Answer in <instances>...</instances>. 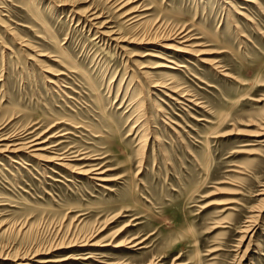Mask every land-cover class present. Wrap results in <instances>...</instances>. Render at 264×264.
<instances>
[{
	"label": "rangeland",
	"instance_id": "374dc122",
	"mask_svg": "<svg viewBox=\"0 0 264 264\" xmlns=\"http://www.w3.org/2000/svg\"><path fill=\"white\" fill-rule=\"evenodd\" d=\"M117 1L0 0V134L107 179L1 145L0 264H264V0Z\"/></svg>",
	"mask_w": 264,
	"mask_h": 264
},
{
	"label": "bare ground",
	"instance_id": "6f19581e",
	"mask_svg": "<svg viewBox=\"0 0 264 264\" xmlns=\"http://www.w3.org/2000/svg\"><path fill=\"white\" fill-rule=\"evenodd\" d=\"M226 1V0H225ZM254 1V0H253ZM252 1V2H253ZM118 3V1H117ZM128 0L127 2H119L118 3V9H123L124 6H126L128 4ZM230 3V2H229ZM257 3V2H256ZM120 4V5H119ZM117 7V6H116ZM138 8H131V9H128V10H124L122 13H121V17H123V19L125 17H127L126 21H131L130 24L132 25H137L139 22L138 18L136 15H131L134 11H136ZM121 11V10H120ZM120 14V13H119ZM243 14V13H242ZM241 14V15H242ZM244 16V14H243ZM89 17V20H96L98 19L100 16L99 15H96L95 13H91L88 15ZM136 21V22H135ZM105 24L101 23L100 24V27H103ZM184 29L182 27L178 28V30H176V37L178 36V42L179 43H184L185 41H188L190 40L189 37L187 36V31L186 33L183 32ZM175 32V31H174ZM101 33L107 35V36H111L110 39H113L115 40V38H113L112 36L116 33L115 31L113 30H106L104 32L101 31ZM121 38V37H120ZM118 40V39H117ZM142 40V39H141ZM121 41V40H120ZM175 41V40H174ZM186 43V42H185ZM165 47L169 48V49H173V50H176V51H184L183 49L184 48H178V46H175V45H172V44H169V43H165L164 45ZM188 46V45H187ZM186 47V46H185ZM191 47V46H190ZM193 51V50H192ZM146 55V54H145ZM204 60V59H203ZM172 61V59H171ZM170 61V62H171ZM206 61V60H205ZM204 61V62H205ZM161 66H164V67H169L168 65H166L165 63H162V64H156L155 66H153V68H156V67H161ZM219 66V65H218ZM214 67H217L216 64ZM171 68V67H170ZM221 73V72H220ZM60 80V79H58ZM49 83H53L54 84V81L49 79ZM171 83V82H170ZM170 83H164V82H153L152 83V87H165L166 91L164 92L166 96L168 97H171V93H177L174 85L173 86H170L169 84ZM55 85V84H54ZM177 87V86H176ZM174 95V94H173ZM182 95V94H181ZM185 95V94H184ZM183 95V96H184ZM187 97V96H186ZM189 99V98H188ZM190 100V99H189ZM263 129V128H262ZM264 130V129H263ZM66 133V132H65ZM67 134V133H66ZM44 134L42 135H37V136H31V132L30 131H26L25 135L24 136H20V137H17L16 139H10V140H7V136L5 137L3 134H0V150L2 149L1 148V145L4 146V148L1 150V151H6V152H9V153H15V152H18L19 149H26L25 152L28 153L29 155H31L32 157H36L37 159L39 160H49V161H54L56 163H58V165L64 167V168H67V169H70L71 171H75L76 173L78 174H82V175H87L89 176L90 178L94 179V180H98V181H101V182H104L106 181L107 179L103 176V174L105 173V170H100V168L98 167H92L91 165L90 166H81V167H75V166H72L70 164V162H72L76 157V154H70L69 151L66 149V150H63L61 153H57L55 154L53 157H47L45 155H43L44 153L46 152H52V151H55V148L57 146V143H54L52 144L51 146H48V141L51 139V137H54L56 136L55 134L53 135H50L46 138L42 137ZM64 133H61V135L59 136H63ZM31 136V137H30ZM8 142L6 145L3 144V142ZM147 141V139H146ZM3 153V152H2ZM72 153V152H71ZM86 156V155H85ZM85 156H81L82 157H85ZM88 158V157H87ZM86 158V159H87ZM90 158V156H89ZM80 159V158H79ZM85 159V158H84ZM94 159V158H92ZM95 165V164H94ZM54 171V170H53ZM104 188H106L105 186H103ZM261 194H264V191H262ZM264 201V200H263ZM263 204V203H262ZM256 216V215H255ZM255 221L253 220H249L247 221V224L245 225V229L243 230L244 232V235L246 234V236L248 235H252L253 233H255L256 229H255V226L257 225V223H254ZM92 234V233H91ZM97 235V234H96ZM96 235H89V236H86V237H83L81 238V240H79V242H81L80 246H107V245H110L111 243H113V241H110V243H105L103 239H96ZM249 236V237H250ZM74 240V239H73ZM112 240V239H111ZM242 240V239H241ZM63 241V240H62ZM61 241V242H62ZM60 242V243H61ZM77 242V241H76ZM74 242L73 244H71V241H69L66 245V247H70V246H73V245H76ZM78 242V243H79ZM133 242V243H132ZM141 241H138V242H134L132 239H125V240H121L120 242H116L115 244H113V247H119V246H122V245H128V248L130 247H133V246H137L140 244ZM59 243V244H60ZM131 243V244H130ZM64 244V243H63ZM79 246V245H78ZM61 247V246H60ZM127 247V246H126ZM90 256H88L87 258H82V259H88L90 258ZM95 257V256H94ZM70 257L68 258H64V259H61V261L63 260H66V259H69ZM22 260L24 258H21ZM45 261H51L50 259L48 260H45Z\"/></svg>",
	"mask_w": 264,
	"mask_h": 264
}]
</instances>
